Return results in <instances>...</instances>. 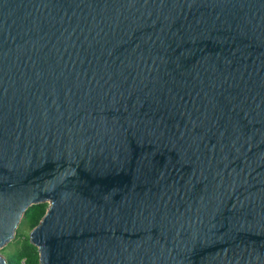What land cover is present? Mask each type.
Segmentation results:
<instances>
[{
  "label": "water",
  "instance_id": "water-1",
  "mask_svg": "<svg viewBox=\"0 0 264 264\" xmlns=\"http://www.w3.org/2000/svg\"><path fill=\"white\" fill-rule=\"evenodd\" d=\"M40 202V264H264V0H0V248Z\"/></svg>",
  "mask_w": 264,
  "mask_h": 264
},
{
  "label": "trees",
  "instance_id": "trees-1",
  "mask_svg": "<svg viewBox=\"0 0 264 264\" xmlns=\"http://www.w3.org/2000/svg\"><path fill=\"white\" fill-rule=\"evenodd\" d=\"M47 207V202H40L26 208L15 231L14 248L5 253L7 264H40L38 248L30 242L29 233L40 222Z\"/></svg>",
  "mask_w": 264,
  "mask_h": 264
},
{
  "label": "rangeland",
  "instance_id": "rangeland-1",
  "mask_svg": "<svg viewBox=\"0 0 264 264\" xmlns=\"http://www.w3.org/2000/svg\"><path fill=\"white\" fill-rule=\"evenodd\" d=\"M15 233H14V237H15ZM14 237L10 241H8L5 245H3V247L0 248V256H2L3 258H5L6 251L14 248V243H13L15 239Z\"/></svg>",
  "mask_w": 264,
  "mask_h": 264
}]
</instances>
